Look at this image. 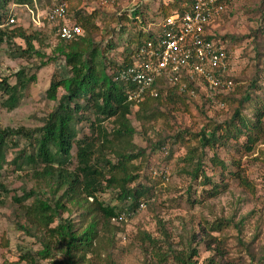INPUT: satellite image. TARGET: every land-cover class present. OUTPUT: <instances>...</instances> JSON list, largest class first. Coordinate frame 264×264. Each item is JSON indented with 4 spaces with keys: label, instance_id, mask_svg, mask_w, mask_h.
I'll use <instances>...</instances> for the list:
<instances>
[{
    "label": "rangeland",
    "instance_id": "374dc122",
    "mask_svg": "<svg viewBox=\"0 0 264 264\" xmlns=\"http://www.w3.org/2000/svg\"><path fill=\"white\" fill-rule=\"evenodd\" d=\"M163 1L167 0H122L114 5L103 6L92 5L88 0H65L70 14L79 9H89L96 13L95 40L102 44V48L113 41L117 48L109 57L116 61H119L118 54L123 51L122 38L127 34L119 37L117 34L120 27H126L127 31L133 30V33L138 30L123 18L127 16L132 22L138 21L135 13H139L143 7H146L148 17L152 18L159 3ZM49 3L50 0H37L43 10ZM224 6L225 12L209 25L207 33L222 39V46L229 58L226 75L235 80V93L222 98L231 95L233 99H240L256 71L259 72L261 84L264 83V32L260 33L264 31V0H231ZM28 7L37 14L33 4ZM13 12L17 28L21 27L28 35L39 31L25 8H16ZM158 21L160 19H155V22ZM40 30L44 38V53L50 57V52L59 47L61 42L50 33L46 25ZM14 42L16 46L24 48L22 40ZM35 46L38 49V45ZM12 47H0V82L7 80V83L14 85L16 80L13 75L22 69H25L28 77L34 75L36 80L29 84L19 105L13 110L2 106L6 96L0 92V130L41 127L42 120L57 107V101L50 102L46 98L51 80L53 77L56 80L66 78L68 71L63 60L39 68L41 60L37 57L29 61L10 58L15 53ZM196 91L195 98L185 97L176 106L162 107V117L147 123L143 130L134 114L130 116L136 129L133 142L146 151L147 168L143 169L140 181L145 184L143 178H150L149 183L154 186L153 201L127 222L112 225L117 229L110 233L112 243L103 242L94 254L86 257L93 264H108V255L114 264H178L173 259L175 255L180 252L187 255L192 251L195 252L191 256L192 264H264V126L258 141L251 145L250 152L245 149L248 145L245 135L238 141L228 142L226 147L216 146L214 150H206V158L203 160L206 175L218 186L225 187L221 194L211 198L207 193L211 188H203L198 182L191 181L185 171L192 167H188L182 160L187 155L188 145L192 148L199 146V140L194 139V135L202 132L209 134L215 127H222L219 134L223 137L232 134L224 125L231 119L237 104L225 100L226 103L220 101L222 103L219 106L217 103L216 106L210 105L204 88L197 87ZM63 94L59 90L57 100ZM260 94V90H253L251 97L256 98ZM243 114L251 119L253 109L246 108ZM103 127L110 130L112 125L106 121ZM77 129L80 137L89 134L87 122L80 124ZM177 133H185L183 136L187 143H171L170 138ZM160 137L168 141L164 146L167 147V153L154 152L149 148ZM8 141L10 144L5 151L8 164L0 171V184L9 193L6 195L0 192V264H25L18 262L19 257L26 252L41 250L40 241L47 239L45 236L48 233L38 232L37 229L26 233L14 225L17 219L13 223V198L22 195V188L31 189L34 185L25 172L14 170V166L9 164L18 157L20 149L26 146L24 140L12 138ZM15 142L18 146L12 147ZM214 155L229 165L230 174H222L220 168L212 165L210 159ZM232 159L236 160L234 165H231ZM42 194L47 196L46 189ZM113 197V193L106 192L99 199L109 204ZM30 204L32 200L25 203ZM68 209L69 212L62 215V221L85 224H77L80 210L76 206L68 205ZM219 222L222 223V229L212 231V224ZM20 223L23 226L26 224L21 217ZM57 223L50 228H54ZM27 227L30 228L29 225ZM144 234L149 235L152 242L143 238ZM100 236L105 239L108 234L101 232ZM52 244H55L54 240ZM62 259L61 254L55 256V260ZM40 264H50V260L41 261Z\"/></svg>",
    "mask_w": 264,
    "mask_h": 264
},
{
    "label": "trees",
    "instance_id": "16d2710c",
    "mask_svg": "<svg viewBox=\"0 0 264 264\" xmlns=\"http://www.w3.org/2000/svg\"><path fill=\"white\" fill-rule=\"evenodd\" d=\"M218 2L225 5L231 0ZM31 3V0H0V47L13 46L15 53L10 55L13 59L29 61L34 57L39 58L41 60L39 68L63 60L68 76L58 80L52 78L46 98L50 102L57 101V107L46 115L41 127L0 130V171L8 164L5 151L10 141L7 143L6 140L23 139L26 146L20 149L18 157L9 164L14 166V170L25 172L34 185L31 189L22 188V195L13 198L15 206L11 212L14 217L13 223L17 219L14 225L26 233L33 229L48 233L45 236L47 239L40 241L41 250L22 254L18 262L40 264L41 261L50 260V264H93L86 258L87 255L94 254L103 242L112 243L110 233L117 230L112 225L122 224L116 221L117 218L125 211L127 214L137 215L142 201H149L147 207L153 201L154 186L149 183L150 178L149 180L143 178L145 184L140 181L143 169L147 168L146 151L133 142L136 129L130 116L134 114L135 120L143 130L147 123L162 117V107L176 106L183 102L185 97H189L187 93L166 87L163 80H158L154 85L158 96L146 95L144 101L136 105L127 98V91L131 87L118 80L117 75L132 66V58L138 56L140 47L156 39L151 33L144 32L145 27L156 25L174 14L183 17L191 11L192 2L190 0L160 2L152 18L148 17L146 7H143L139 13H135V19L138 21L132 22L125 16L123 19L138 30L133 33V30L127 31L126 27H120L117 35L122 37L124 33L127 34L122 38L124 45L122 53L118 54L119 61L109 57L117 48L113 41H109L107 46L102 48V44L95 40L96 13H89L87 9H79L74 14L67 11L68 17L81 27L83 35L69 42H61L59 47L50 52V57L44 53V38L40 33L42 30L37 29L38 32L28 35L16 25L4 28L7 13L12 5ZM155 19L160 21L155 22ZM17 39L22 40L24 48L15 45L14 41ZM212 39L219 43L223 42L221 38H208ZM35 44L38 45V49ZM258 73L256 71L240 99H233L231 96L236 90L234 78L225 74L222 76L225 80L233 82L230 93L226 94L231 95L229 98H222L226 95H215L214 103L208 99L207 102L214 106L217 103L219 106V103H222L220 101L231 100L237 104L231 119L224 125L227 131L232 132L231 137L219 134L222 127H215L209 134L204 132L196 134L194 139L199 140V146L192 148L188 145L187 155L182 160L188 167H192L191 170L185 171L191 181L198 182L203 188H211L207 192L211 198L221 194L225 187L218 186L206 175L203 169L206 150H214L216 146L226 147L228 142L238 141L245 135L248 138L245 149L250 152L251 145L258 141L259 133L263 130L264 83L261 84ZM13 77L16 80L14 85L7 83V80L0 82V92L6 96L2 106L7 110L17 108L23 92L36 80L34 75L28 77L25 69L16 72ZM191 89V86H188V90ZM59 90L64 94L57 100ZM253 90H260L261 94L253 98L251 97ZM195 92L197 94L198 91ZM246 108L253 109L251 119H247L243 114ZM106 121L112 125L110 130L103 127ZM86 122L89 124V134L80 137L77 127ZM184 134L173 135L170 138L171 143H187ZM167 142L165 138L160 137L149 148L154 152L163 151L167 149L164 147ZM16 146L18 143H13L12 147ZM210 162L214 167L220 168L222 174L225 172L230 174L229 165L221 162L215 155ZM235 162L236 160L232 159L231 165ZM45 189L48 197L42 194ZM0 192L9 194L3 184H0ZM106 192L115 195L109 204L99 199L100 195ZM30 200L32 204L25 205ZM68 205L76 206L80 210L77 224L83 222L84 225L61 220L62 215L69 212ZM20 217L25 220V226L21 225ZM56 221L57 225L50 228ZM221 229V222L212 224V231L217 232ZM101 232L108 234V237L102 239ZM143 238L152 242L149 235L144 234ZM194 253L192 251L186 255L180 252L173 259L178 264H192L191 256ZM57 254H61L63 259L55 260ZM110 257L107 256L108 264H114Z\"/></svg>",
    "mask_w": 264,
    "mask_h": 264
},
{
    "label": "built area",
    "instance_id": "2783aa9c",
    "mask_svg": "<svg viewBox=\"0 0 264 264\" xmlns=\"http://www.w3.org/2000/svg\"><path fill=\"white\" fill-rule=\"evenodd\" d=\"M88 1L92 5L107 6L121 0ZM190 1L191 11L183 17L174 14L156 25L144 28L145 33H151L156 39L140 47L138 56L132 58V66L117 75L118 80L131 87L127 91L129 102L137 105L144 101L146 95L157 97L154 85L158 80H163L166 87L187 93L191 98L196 97L197 87H203L206 99L213 103L215 95L230 93L233 82L222 78L228 70V55L221 43L214 39L208 40L214 36L207 33L209 25L225 12V6L218 0ZM32 3L36 15L35 11L26 5H13L5 25H15L14 9L25 8L29 11L36 28H44L46 25L60 42H69L83 35L81 27L68 17V6L65 1L50 0L44 10L39 7L37 0H32ZM188 86L192 89L188 90ZM163 151L167 153V149ZM148 202L142 201L138 212L145 210ZM133 215L125 211L116 221L125 223Z\"/></svg>",
    "mask_w": 264,
    "mask_h": 264
},
{
    "label": "clouds",
    "instance_id": "9594fccd",
    "mask_svg": "<svg viewBox=\"0 0 264 264\" xmlns=\"http://www.w3.org/2000/svg\"><path fill=\"white\" fill-rule=\"evenodd\" d=\"M31 1H32V0H31ZM32 4H33V3H31L30 5H26V6H32ZM12 6H13V5H12ZM12 6H11V7H12ZM16 6H17V5H16ZM21 6H24V5H21ZM11 7L9 8V10L11 9ZM8 13H9V11H8ZM8 13H7V14H8ZM15 20H16V15H15ZM5 24H6V23H5ZM4 26H6V25H4ZM6 27H9V26H6ZM50 33H52V34L54 35V32H50ZM54 36H55V35H54Z\"/></svg>",
    "mask_w": 264,
    "mask_h": 264
}]
</instances>
